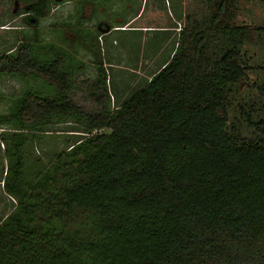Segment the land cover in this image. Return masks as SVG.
I'll list each match as a JSON object with an SVG mask.
<instances>
[{"label":"trees","instance_id":"trees-1","mask_svg":"<svg viewBox=\"0 0 264 264\" xmlns=\"http://www.w3.org/2000/svg\"><path fill=\"white\" fill-rule=\"evenodd\" d=\"M200 11L114 109L102 63L82 83L87 110L74 97L75 56L52 44L39 60L24 44L0 57L2 76L56 94L30 91L0 118V181L17 201L0 218V264H264V83L247 82L264 26L237 25V0ZM56 121L80 136L28 169L27 147Z\"/></svg>","mask_w":264,"mask_h":264},{"label":"rangeland","instance_id":"rangeland-1","mask_svg":"<svg viewBox=\"0 0 264 264\" xmlns=\"http://www.w3.org/2000/svg\"><path fill=\"white\" fill-rule=\"evenodd\" d=\"M58 1L64 3L65 0ZM81 1L85 3L83 7L87 8L85 11L81 10L82 6L77 5ZM91 1L74 0L75 5L73 7L70 5L71 8L69 5L60 6L52 12L53 18L44 19L39 34H34L33 30H26L17 40L10 42L9 49L3 51L4 49L0 48V53L12 50L18 41L23 39V43L31 46L39 60L42 59V55L48 57L47 48H53L52 44L66 54L75 56L79 63L73 74L74 97L76 103L87 110H94L95 107L85 101L86 88L82 83L96 78L98 63H102L106 71L114 109L117 103L128 100L133 93L143 89L152 75L171 58L177 48L180 33L187 24V17L192 15L201 17L200 10L203 9L205 2V0H98L99 6L96 8L100 11L97 13ZM237 8L238 16L235 19L237 25L264 26V4L260 0H237ZM138 13L139 17L126 25ZM66 23L70 24L68 29L64 27ZM12 26H17V23H13ZM71 26L76 30L77 37L72 35L74 31L71 33ZM140 27L153 29H139ZM89 32L96 41L88 40ZM82 35L86 39L81 42ZM89 49H94L100 58L97 54L88 52ZM249 51V57L252 59H248V64L254 69L248 71L247 82L250 85L264 83V70H259L264 65V52L259 47H252ZM251 90L256 93L254 87ZM30 91L46 97L56 95L42 79L0 74V118H7L15 102ZM72 126L56 121L48 129L49 132L35 135V141L26 149L29 160L27 168L30 165L35 169L46 165L57 153L68 149L76 137L80 136L72 132ZM8 129V124H0V175L6 166L5 146L1 134ZM16 204L17 201L5 192L0 181V218L13 210Z\"/></svg>","mask_w":264,"mask_h":264},{"label":"flooded vegetation","instance_id":"flooded-vegetation-1","mask_svg":"<svg viewBox=\"0 0 264 264\" xmlns=\"http://www.w3.org/2000/svg\"><path fill=\"white\" fill-rule=\"evenodd\" d=\"M67 4L74 6L75 2L74 0L65 3H59L58 0H0V48L4 49L3 51L9 49L10 42L21 37L26 30H33L34 34H39L44 19L53 18L52 12L57 10L59 6ZM84 4L81 1L77 5L83 7ZM13 23H17V26H12ZM23 42L22 39V41H18L16 47L12 50L1 52L0 57L13 55L12 53H15L21 45H24Z\"/></svg>","mask_w":264,"mask_h":264},{"label":"crops","instance_id":"crops-1","mask_svg":"<svg viewBox=\"0 0 264 264\" xmlns=\"http://www.w3.org/2000/svg\"><path fill=\"white\" fill-rule=\"evenodd\" d=\"M60 1H61V0H60ZM62 1H63V0H62ZM69 1H70V0H65L64 3H65V2H69ZM60 3H61V2H60ZM90 3H92L93 8H94V11H96V12L98 13V12L100 11V9L96 8V6H99V4H98V0H97V1H93V0H92ZM67 5H68V4H67ZM127 5H129V2H128ZM63 6H64V5H63ZM59 7H60V6H59ZM68 7H70V4H69ZM72 7H73V6H72ZM83 7H84V6H83ZM83 7H82V9H83ZM70 8H71V7H70ZM57 9H59V8H57ZM72 9H73V8H72ZM102 9H103V8H102ZM103 10H104V9H103ZM137 17H139V13H138L136 16H133V18H132V19L129 21V23H127L126 25L130 24V23H131L133 20H135ZM80 18H81V17H80ZM80 18H78V19H80ZM68 26H70V24H69V23H66V27H65V28L68 29ZM111 27H112V26H111ZM108 28H109V27H108ZM113 28H114V27H113ZM113 28H112V29H113ZM148 28L153 29L152 27H142V28L140 27L139 29H148ZM82 29H83V28H82ZM114 29H115V28H114ZM70 31H71V33H72V31H74V32H73L74 34H72V35H75V37L78 36V34L75 32L76 30H74V29L72 28V26H71V30H70ZM70 31H69V33H70ZM88 31H89V30H88ZM89 34L92 35V36L89 35V39H88V40H89V41H92V40H95V41H96V38L93 36V34L90 33V32H89ZM82 36H83V35H82ZM84 39H86V37L83 36V40H84ZM91 39H92V40H91ZM86 44H87V43H86ZM86 48H87V47H86ZM93 51H95V50H94V49H89V50H88V52H90V53H93Z\"/></svg>","mask_w":264,"mask_h":264}]
</instances>
